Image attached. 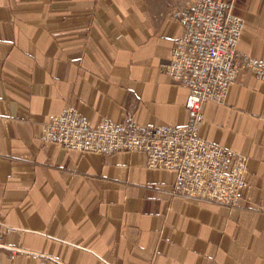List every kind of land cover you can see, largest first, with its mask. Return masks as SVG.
Masks as SVG:
<instances>
[{"label": "crops", "instance_id": "obj_1", "mask_svg": "<svg viewBox=\"0 0 264 264\" xmlns=\"http://www.w3.org/2000/svg\"><path fill=\"white\" fill-rule=\"evenodd\" d=\"M194 0H0V264H264V81L240 72L203 107L201 135L246 157L237 206L173 197L142 152L104 156L41 139L73 107L95 126L188 122L163 72ZM231 3L239 55L264 62V0Z\"/></svg>", "mask_w": 264, "mask_h": 264}, {"label": "built area", "instance_id": "obj_2", "mask_svg": "<svg viewBox=\"0 0 264 264\" xmlns=\"http://www.w3.org/2000/svg\"><path fill=\"white\" fill-rule=\"evenodd\" d=\"M232 8L231 3L194 0L186 12H175L183 33L174 41L171 61L162 70L188 89L185 125L146 126L128 117L122 123L103 120L93 126L70 107L48 119L41 139L104 156L142 152L150 169L175 174L173 197L237 206L248 186V159L201 135L204 105L223 102L240 72L249 71L264 81V62L237 52L244 23Z\"/></svg>", "mask_w": 264, "mask_h": 264}]
</instances>
